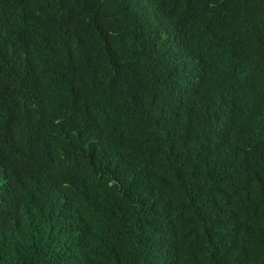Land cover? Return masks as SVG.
Returning <instances> with one entry per match:
<instances>
[{"label":"trees","instance_id":"16d2710c","mask_svg":"<svg viewBox=\"0 0 264 264\" xmlns=\"http://www.w3.org/2000/svg\"><path fill=\"white\" fill-rule=\"evenodd\" d=\"M0 264H264V0H0Z\"/></svg>","mask_w":264,"mask_h":264},{"label":"bare ground","instance_id":"6f19581e","mask_svg":"<svg viewBox=\"0 0 264 264\" xmlns=\"http://www.w3.org/2000/svg\"><path fill=\"white\" fill-rule=\"evenodd\" d=\"M190 53V52H189ZM185 56H187V53H186V55Z\"/></svg>","mask_w":264,"mask_h":264}]
</instances>
